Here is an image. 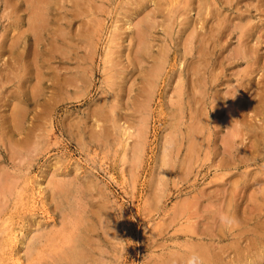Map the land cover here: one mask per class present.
Wrapping results in <instances>:
<instances>
[{"label": "rangeland", "instance_id": "rangeland-1", "mask_svg": "<svg viewBox=\"0 0 264 264\" xmlns=\"http://www.w3.org/2000/svg\"><path fill=\"white\" fill-rule=\"evenodd\" d=\"M51 1H56L60 5L58 7H56L55 9H52V10H49L48 12H46L45 18H46L47 23H46V21H44L43 24H41V26H39L40 29H38V30L35 29V31L34 30L30 31L31 28L27 27V18L29 17L30 13L27 9L24 8V5L19 4L15 8V10H10V7H8V8L4 7L5 6L4 0H0V121H1L0 122V134L2 136V138L0 136V139H1L0 141H2V142H0V154H1L0 155V163L2 164V165H0V170H1L0 174H2V172H3V174L0 175V180L3 179L2 182H4L6 180L10 181L12 179H16V180H13V182L11 181L12 185L13 184L14 185L11 187V189H10V191H8V193L6 191L5 192L2 191V194L4 193L3 194L4 196H2L0 194V196H1L0 197V207H1V209H0V223H1L0 224V246H1L0 247V264H17L19 259H21V261H23V256H21L20 252H22V250H23V247H22L23 244L22 243L24 242V238L21 237V235H22L21 222L24 219L28 223H34V219L31 218L30 216H35V219L42 218L47 223H50L51 225L55 226L56 224H60L63 221L66 213L67 214L71 213L73 216L79 217V221H78V225H79L78 228L80 229L79 235H86L87 236L86 241L80 244L81 246L85 245L89 249L92 248L93 252L96 251L95 256H99L101 251L104 253L106 248H107V250H106L107 253L105 252V255L102 253V257L100 258V259H103L102 260L103 262L106 259L107 260L104 263H102L100 261L101 264H105V263L106 264H143L147 259L148 251L146 249L150 248V245H151V248H155L156 242L161 241V238L158 236V238H156L154 241H151L150 243L147 242L148 240L146 237L150 235L149 232L155 230L154 228L157 225L156 222L160 221V219L162 221V219H164L165 217H166L165 219H167L168 213L171 212L172 207L175 205V203L177 201H179V199H181L184 196L182 194V191H185L186 189L188 190V188H190V182L193 179L192 177L196 176V171H197L196 169H199L197 176H196L197 179L199 180V184H201V182H206V180L208 181L211 178L212 170H208L206 167L202 166V167L194 169L185 178H180L178 176L179 175L178 171L171 170V169L167 170V167H168L167 166L166 169L164 170L165 174L163 175L165 177H161V179H160L161 184L156 186L157 176H155V175L156 174L158 175L159 169H157V168L161 165V163L159 161L160 156H161V152L164 148H168V145H169L168 141L170 140L169 138H171L172 134L175 133V132L170 133L171 123L172 122L174 123L175 119H180V120L183 119L182 121L187 123L189 121V119H188L189 113L187 114V116H185L181 112V110L178 109L177 104H174L177 106H174L173 104H171L172 102L168 97L171 95L173 100H175V97H174L173 93H171V91H169V90H171L169 88L170 86L168 84H166V82L162 81V83H161V80L159 81L161 84L159 85V83H158V85L155 88V90H156L154 93L155 98L151 102L150 106H148V108L146 109V112L138 111L137 107L135 106L134 102L137 101V99H139L141 97L139 95V94H141V77H140V73H137V70H134L132 72L131 67H129L130 64L125 57L126 54L128 53L127 48L130 47L129 36H127L125 34L126 32H129L128 29H125V25H126L125 22H126V19L128 17L127 9H130L129 7L132 6V2H134V0H123V2L125 4L122 2V0H98V1L97 0H94V1L93 0H85V1L84 0H74V1L73 0H51ZM61 1H63V2H61ZM101 1H102V3L99 4V2H101ZM193 1H194V5L190 4L191 7L196 6V4H197L196 0H193ZM121 2H122V4H121ZM96 3L99 5V7H97L98 5ZM150 3H152V2H150ZM150 3L148 2L147 6H150L151 5ZM70 5L72 7H69ZM66 7L67 8L69 7V8L67 9ZM89 7L92 9H89ZM118 7H119V9H118ZM73 9H74V11H73ZM2 10L5 12H3ZM79 10H81V12ZM83 10L86 12H84ZM223 10H226V9H223ZM7 11H10V12H7ZM19 11H21V12H19ZM60 11H61V13H60ZM186 11L187 12L184 13L183 16H185L187 14L186 15L187 17L191 16L190 17L191 19L193 17L192 20L196 19L195 9H193L191 11L189 9H186ZM100 12H102V13H100ZM115 12H117V13H115ZM58 14H60V15H58ZM93 15L95 18L94 17L91 18V16H93ZM24 16H25V18H24ZM58 16H60V17H58ZM82 16H83V18H82ZM61 17H63V20L61 19ZM65 17H66V19H65ZM74 17H75V19H73ZM12 18H13V20H11ZM53 19H55V20H53ZM67 19H68V21H67ZM75 20H76V22H75ZM90 21H92L93 23H90ZM197 21H196V24L199 25L201 23V20L198 21L199 24ZM58 22L60 23V25L58 24ZM45 23L50 25V26H48V25L43 26V25H46ZM66 23H68V24L66 25ZM62 25H65V27H64L65 30H63L64 28ZM21 26H23V29ZM83 26H84V28H83ZM81 27L84 31L81 29ZM77 28L79 29L80 32H78ZM103 28H104V30H103ZM156 28L157 29L154 30L155 31L154 34L157 36L158 40L155 39V42L158 44H159V42L163 43L164 45L167 44L166 46H168V48L170 49V51L172 53H174V49L177 53H179L182 49V46L177 45L176 41L179 40L178 36H181V34H179V32H178L179 31L178 28H181V25H179L177 23L174 24L173 29L170 31L169 35L165 34L164 31H162V29L160 28V26H158ZM51 29H52V31H51ZM122 29H123V31H122ZM201 29L202 28L197 26V30L200 33H203L204 29L203 30H201ZM23 30H25V32ZM72 30H74L75 33ZM20 31H23L24 34L22 33L19 37H17V35ZM38 31H39V33H38ZM59 31H60V33H59ZM93 31H94V35H93ZM120 32L124 33V34H121ZM11 33H13V34H11ZM52 33H53V35H52ZM68 33H70L71 35ZM84 33H86V35ZM33 34H35V36ZM79 34H81L82 36ZM91 34L94 37L93 36L91 37ZM158 34H160V36H158ZM68 35H69V37H68ZM75 35H77V36H75ZM78 35L80 36V38L78 37ZM83 35H85V36H83ZM13 36H14V38H12ZM43 36L45 37L44 39H43ZM72 36H74L76 39L73 38ZM170 36H172V37H170ZM88 38H90V39H88ZM92 38L93 39L95 38L94 41ZM40 39H41V41L42 40L43 41L41 42ZM172 39L173 40L175 39L176 43ZM69 41L71 42V44H69L70 43ZM36 42H39L40 44L36 43ZM55 42H56V44L58 43L57 45L59 47L55 44ZM235 42H236V38L232 37L231 45H233V43H235ZM118 43H119V45H118ZM171 43H172V45H171ZM73 44H75V46ZM106 44H108V45H106ZM111 44H113V46ZM51 45L54 47H52ZM71 46H72V48H71ZM77 46H79V47H77ZM117 46H118V48H117ZM45 47H47L49 50L46 49ZM55 47L56 48L58 47V49L61 50V51H58L59 54L57 53V50L55 49ZM88 47H92V48L88 49ZM35 48L38 50H36ZM54 49L56 52L54 51ZM176 49H178V50H176ZM74 50H75V53H74ZM92 50H93V52H92ZM31 51H33L35 53V56H34V53H32ZM114 51H120V52H122V55L117 56V55H115V53L112 54L111 52H114ZM217 52H218V49H216L215 53L217 54ZM259 52L264 54L263 53L264 52V41H262V43H261ZM88 55H89V57H91V60L88 57ZM215 56L216 55L212 56L213 60H214ZM109 57L111 59H113L112 60L113 62H115L114 60H116V58H117L118 61L115 62L116 64H119V66L116 65L117 68L115 66L111 67L112 63H111V61H109L110 60ZM15 58H16V60H15ZM53 59H55V60H53ZM83 59H85V60H83ZM107 59H109V60L107 61ZM90 62H91V65H89ZM21 63H23L24 66ZM65 63H66V65H65ZM11 64H12V66H11ZM47 64H49V65H47ZM67 64H69V65H67ZM108 64H109V66H108ZM124 65H125V68H124ZM240 65H242V66H240ZM240 65H239L240 67H243L245 65V62L243 61ZM77 66L80 67V69L77 68ZM56 68H57V70H54ZM63 68L65 70H63ZM35 69H37V70H35ZM66 69H67V71H66ZM100 69H101V71H100ZM90 70H91V72H90ZM125 70L128 72H126ZM14 71H16V73H14ZM36 71H38V72H36ZM85 71H87V72H85ZM135 72L137 75L135 74ZM4 73H6V74H4ZM28 73H29V75H28ZM56 73H58V74H56ZM83 73L85 76H88V77L84 76V78L87 79L86 80L87 83H89L87 85H90V86H88V88L86 85H84L86 82L83 83V81H81L82 83L81 82L80 83L82 86L78 82L81 80L79 78H80V75ZM127 73L128 74L130 73V74L128 75ZM37 74L39 75V77ZM111 74H113L114 77H112ZM116 74H117V76H116ZM19 76H20V78H19ZM106 76H107V78L105 79L104 77H106ZM121 76L123 77L122 80L124 78H126V80L121 82V78L119 79V77H121ZM125 76H127V77H125ZM132 76L134 78H132ZM66 77H68V78H66ZM102 77L105 80H103ZM37 78L39 80H37ZM12 79H14V80H12ZM2 80L5 82H2ZM38 81H39V84H38ZM113 81H115V84H117V86H115L113 84ZM32 82H34V84L36 85L37 88L34 86V84H32ZM110 82H112V83H110ZM116 82H118V83H116ZM7 83H9V84H7ZM43 84H45V85H43ZM109 84H110V86H109ZM118 84H120V85H118ZM23 85L25 88L26 87L27 88L25 89L23 87ZM39 85H40V87H39ZM42 85L44 86V89H43ZM63 85H65V86H63ZM111 85H112V87H111ZM129 85H131V86L133 85L132 86L133 89L131 88L133 92H131V90L126 89V87H129ZM164 85H165V87H164ZM101 86H102V88H100ZM167 86H169V87H167ZM30 87H31V89H30ZM108 87L111 89H108ZM113 87L116 89V91ZM119 88L122 89L123 91L122 90L120 91ZM163 88H166L167 90L163 89ZM18 89H20V90H18ZM35 90L37 91L36 93H34ZM103 90L105 91V93ZM40 91H45V92L42 93ZM85 91H87V93ZM112 91H114L115 93L117 92L116 94L118 96L117 95H114V96H115V98L119 99L118 103L115 106L112 107V104H110L111 102H109V101L104 102V103L100 102V100L103 99V97H106L108 100H109L111 95H112L111 97H113L114 92H112ZM126 91H127V93H126ZM18 92H20V94ZM31 92H32V94H30ZM109 92L111 95H109ZM102 93L104 95L106 94V96H104ZM37 94H39V95H37ZM73 94L76 96H74ZM248 94H249V92H248ZM7 95H8V98H7ZM127 95H128V97H130L128 100L126 99ZM13 96H14V98H13ZM23 96H24V98H23ZM32 96H35V97H32ZM134 97H136V98H134ZM162 97H164V99ZM17 98H18V100L19 99L20 100L17 101L16 100ZM61 98H63V100H61ZM124 98H125V101H124ZM28 100H30V101H28ZM16 102H17V104L18 103L19 104L17 105ZM47 102L49 104L46 105ZM10 103H12V104L14 103L15 107H14V105H12ZM44 103H45V105H44ZM164 103H166V105ZM227 103H229L228 100L224 101L223 104L227 105ZM41 104H43V105H41ZM20 106L22 108H20ZM43 106H45V107H43ZM46 106H48L49 109ZM98 106H100V107H98ZM116 106L117 107L121 106V107L117 108ZM110 107H112V108H110ZM221 107L223 109V112H225L224 111L225 106L222 105ZM45 108H47V109H45ZM168 108H169V110H168ZM17 109L21 110V112L23 113V114L21 113L22 119H21L20 124L17 127H12L11 126L13 124L12 116H13L14 112L17 111ZM122 109H124V111ZM25 110H28V111H25ZM125 110H127V111H125ZM129 110H131L132 113ZM147 110H148V112H147ZM37 111H38V113H37ZM48 111H50V112H48ZM135 111H137V112H135ZM86 112L89 115H86ZM174 112L175 113H182V114H181V116L179 114V117L176 118L175 117L176 114ZM141 113H142V115H141ZM148 113H150V114L148 115ZM145 114H147V117L149 118L148 119L149 120V122H148L149 127H148V132L146 135V145H145V150L143 152L144 154L142 155L141 161H139L135 165V163L130 162L132 160V154H131L130 147H129L130 143H131L130 141L133 142L134 137H131L130 139L129 138L124 139L123 134L121 133V130L118 126L119 125L123 126V124L125 123L124 126H128L127 128L129 130H134L135 125L139 122V119L141 117H143ZM46 115H48V116H46ZM101 115H102V117H101ZM109 115H111V116H109ZM172 115L174 116V118ZM79 116H80V118H79ZM90 116H91V118H90ZM139 116H141V117H139ZM170 116H172V117H170ZM100 117L102 119L101 121H100ZM113 117H115V118L113 119ZM133 117H135V118H133ZM98 118H99V120H98ZM211 118L213 119V115H211ZM75 119L78 121H76ZM10 120H12V121H10ZM48 121H49V123H48ZM79 121H80V123H79ZM93 121H95V122H93ZM168 121L170 123V126L167 123ZM8 122L9 123L11 122V123L9 124ZM76 122H78V123H76ZM88 122H89V124H88ZM116 122L119 124H117ZM40 123H42V124H40ZM116 124H117V126H116ZM183 125H182V127H180V129H182V130L179 129L180 131H184L185 123H183ZM98 126L101 129H99ZM111 126H112V128H111ZM34 127H35V129H34ZM17 128L19 129V131ZM54 130H55V132H54ZM160 130H162V131L160 132ZM112 131H114V132H112ZM76 132H77V135H76ZM162 132L164 135L162 134ZM167 132L170 134H168ZM221 132L222 131H220L219 134ZM115 133L117 136L115 135ZM37 137L42 138V141H43L42 148L43 149L41 148L38 155H36L35 157H31L25 153V149L28 147L27 145L28 144L30 145V143L33 142L32 140H35ZM79 137H81L82 139ZM162 137H164V138H162ZM32 138H34V139H32ZM88 138L90 139V141L88 140ZM99 138L101 139V141ZM94 139H95V141H94ZM162 141H165V145H164V142H162ZM83 142H85V143H83ZM8 143L11 145H9ZM167 143H168V145H167ZM24 145L26 146V148ZM124 145H125V147H124ZM9 148H11V149H9ZM3 149H5V150H3ZM81 149H82V151H81ZM158 149H159V151H158ZM7 150L9 152L12 150V152H14V155H16L15 153H17V155L19 154V156H15V158H14V155H13V157H11L12 155L10 156V154L12 152L9 153V152H7ZM7 155L12 159H10ZM20 155H22L23 158ZM201 155H203V154H201ZM54 156H56V157H54ZM55 158H57V159H55ZM156 158H157V160H156ZM1 159H2V161H1ZM25 159L27 160L28 163H26ZM121 159L123 162L121 161ZM8 161L10 162L9 164H8ZM155 161H156V163H155ZM11 162H13V163H11ZM128 162L130 164L131 163L132 164L127 165ZM71 163H72V165H71ZM123 164H124V166H123ZM155 164H156V166H155ZM8 165H9V167H11L10 168L11 170L9 169ZM14 165H15V167H14ZM28 165H29V167H28ZM43 166L45 167L46 170L44 169ZM126 166L128 167V169ZM3 167H4V169H3ZM56 167H57V169H56ZM131 168L135 171L133 172V170ZM200 168H202V169H200ZM7 169H9V171ZM14 169H16V170H14ZM19 169L21 171H19ZM153 170L155 171L154 172L155 174L153 173ZM169 170H170V172H169ZM129 171H131V172L129 173ZM156 171H157V173H156ZM5 172H7L9 176ZM15 172H17V174ZM52 172H54L55 175ZM12 173H14V174H12ZM130 174H131V176H130ZM5 175H7V176H5ZM47 175H49V176H47ZM61 175H63V176H61ZM152 176H154V177H152ZM47 177H48V180H50V181L54 180V181H52L50 183V181H48L46 179ZM149 177H151V178H149ZM170 177L171 178L173 177V178L171 179ZM17 178L21 179V180H17ZM179 178H180V180H179ZM56 180H57V183L60 184V186L58 185V187L56 186V183H55ZM189 180H191V181H189ZM47 181L50 183V185H49V183H47ZM174 181H175V184L173 183ZM53 182L55 184L54 186H53ZM162 182L164 184H162ZM153 183H155V184H153ZM184 183H186V184H184ZM46 184H47V186H46ZM37 185L41 186V190L37 189L38 188ZM93 185H95V187ZM174 185H175V187H174ZM62 186L66 189V192L62 191V189H61ZM179 187H181V191L178 193ZM68 188H70V189H68ZM86 188H87V190H86ZM157 188L158 189L160 188V191ZM36 189L38 191H36ZM51 189H53V190H51ZM97 189H99L101 192L98 190L99 191V193H98ZM163 189H165V190L163 191ZM21 190H22V192H21ZM49 190L52 192L51 194H50ZM89 190H90V192H87ZM170 190H171V192H170ZM75 191H77V192H75ZM175 191H176V193H175ZM10 192H12L13 195ZM157 192L160 195V196H158L159 200L154 202L153 195L150 196V194H152V193L155 194ZM23 193H25V194L22 195ZM75 193H76V195H75ZM90 194H92L93 196ZM49 195L51 197H49ZM106 196L108 198H106ZM8 197H10V199ZM100 197H105V198H100ZM56 198H58L59 200ZM147 198H150L148 200H150L151 202L147 201ZM7 199H8V201H7ZM42 199H44V200H42ZM49 199H50V201H48ZM110 199H112V201ZM56 201H57V203H55ZM159 201H161V202H159ZM6 202H8V203L6 205H4V203H6ZM146 202H148V203L145 204ZM99 203H101V204H99ZM106 203H108V204H106ZM151 203L152 204L155 203V204L152 205ZM72 204H74V205H72ZM79 204H81V205H79ZM95 205H96V207H95ZM100 205H102L103 207ZM3 207H5V209H3ZM12 207H13V209H12ZM77 208L80 210H83V211H80ZM123 208H124V210H123ZM151 208L154 210H152ZM158 208H160V209H158ZM161 208H162V210H161ZM102 209H103V211H102ZM52 211H55V212L53 213ZM164 211H166L165 214H161ZM50 212H52V213H50ZM83 214L84 215L86 214L87 216L86 215L84 216ZM103 216H105V218L109 222L110 228L104 227L103 221H100L103 219ZM119 216L121 217V219ZM62 217H63V219H62ZM82 217H84V218H82ZM58 218H61V219H58ZM109 218H111L112 220ZM56 219L58 221H56ZM2 220L5 221V222L3 221L4 224H3ZM84 220H86L87 222ZM82 221H83V223H82ZM89 221H91V223H89ZM92 221L95 222L96 224L95 223L93 224ZM85 223H88V224H85ZM85 225H86L88 231L86 229H84ZM150 226H152V228ZM172 227H174V226H171V225L168 226L167 230L172 231ZM82 228L84 230V233L82 232L83 231ZM147 229H148V231H147ZM6 231H8V232H6ZM89 232H92V233H89ZM106 232L110 233L111 236H109V234H107ZM87 234L89 235V237ZM24 235L25 236L27 235V230L25 231ZM112 235H115V236H112ZM89 238L90 239L92 238L91 241H89L90 240ZM142 238H144L145 240ZM101 239L103 242L101 241ZM15 241H17V242H15ZM21 241H23V242H21ZM120 243H123V244H120ZM132 243H133V245H132ZM5 245H6L5 249L1 250V248H4ZM97 247H100V248H98L99 250H97ZM101 247H105V248L103 249ZM143 248H146V249H143ZM100 249H101V251H100ZM97 252H98V254H97ZM114 252H115V255L117 254L116 257L114 255ZM19 253H20V255H18ZM110 253H112L114 255V257H111L113 255L112 254L110 255ZM123 255H124V257H123ZM141 259L143 260V262Z\"/></svg>", "mask_w": 264, "mask_h": 264}, {"label": "bare ground", "instance_id": "bare-ground-1", "mask_svg": "<svg viewBox=\"0 0 264 264\" xmlns=\"http://www.w3.org/2000/svg\"><path fill=\"white\" fill-rule=\"evenodd\" d=\"M74 1V0H73ZM85 1V0H84ZM94 1V0H93ZM98 1V0H97ZM96 1V2H97ZM196 6L193 0H134L130 9H127V19L125 29L129 32L125 34L129 36L130 47L127 48L128 53L126 59L129 62L132 72L137 70L141 77V94L140 98L135 101V106L138 111L146 112L148 106L154 100L156 86L163 82L168 84L173 93L175 100L170 95L168 98L171 104H177L181 112L187 116L189 121L186 123L180 119H175L174 123L167 122L170 126L172 134L168 148H162L160 163L157 168V185L161 184V177L167 167L171 170H176L180 178H185L194 169L206 167L212 170L211 178L206 182H201L197 179L199 169H196V176L192 177L190 188L182 191L184 195L172 207L168 213L167 219H160L156 222L155 230L149 232L147 242L154 241L158 236L161 241L156 242L155 248L146 249L148 251L147 259L143 264H164L168 257L175 258L178 264H182V257L186 254L185 249L192 245L198 250L202 264H264V54L260 53V46L264 41V0H196ZM63 2V1H61ZM79 2V1H78ZM109 2V1H108ZM123 2V0H122ZM121 2V4H122ZM129 2V1H128ZM148 2L150 6H147ZM5 8L10 7V10H15L19 4H23L24 8L30 13L27 18V27L31 30L40 29L39 26L46 21L45 15L49 10L55 9L60 4L51 0H4ZM70 3V2H69ZM99 2V4H101ZM115 3V2H114ZM124 3V2H123ZM196 3V2H195ZM3 4V3H2ZM80 4V3H79ZM87 4V3H86ZM97 4V3H96ZM111 4V3H110ZM125 4V3H124ZM123 4V5H124ZM78 5V4H77ZM94 5V4H93ZM98 5V4H97ZM107 5V4H106ZM115 5V4H114ZM120 5V4H119ZM96 6V5H95ZM101 6V5H100ZM122 6V5H121ZM120 6V7H121ZM64 7V6H63ZM69 7H72L71 5ZM68 7V8H69ZM99 7V5L97 6ZM112 7V6H111ZM123 7V6H122ZM62 8V7H61ZM67 8V7H66ZM67 8V9H68ZM114 8V7H113ZM89 9H92L89 7ZM101 9V8H100ZM119 9V7H118ZM186 9L190 11L195 9L196 19L184 15ZM226 9V10H223ZM9 10V9H8ZM94 10V9H93ZM103 10V9H102ZM229 12H228V11ZM3 11V10H2ZM65 11V10H64ZM68 11V10H67ZM74 11V9H73ZM77 11V10H76ZM81 12V10H79ZM84 11V10H83ZM110 11V10H109ZM119 11V10H118ZM126 11V10H125ZM5 12V11H3ZM10 12V11H7ZM21 12V11H19ZM66 12V11H65ZM86 12V11H84ZM88 12V11H87ZM91 12V11H90ZM227 12V13H226ZM26 13V12H25ZM61 13V11H60ZM67 13V12H66ZM65 13V14H66ZM93 13V12H92ZM95 13V12H94ZM97 13V12H96ZM102 13V12H100ZM117 13V12H115ZM125 13V12H124ZM12 14V13H11ZM10 14V15H11ZM64 14V13H63ZM73 14V13H72ZM9 15V14H8ZM60 15V14H58ZM69 15V14H68ZM91 15V14H90ZM102 15V14H101ZM126 15V16H127ZM189 15V14H188ZM194 15V14H193ZM48 16V15H47ZM74 16V15H73ZM77 16V15H76ZM96 16V15H95ZM99 16V15H98ZM182 16V17H181ZM14 17V16H13ZM16 17V16H15ZM60 17V16H58ZM86 17V16H85ZM91 16V18H93ZM101 17V16H100ZM7 18V17H6ZM19 18V17H18ZM25 18V16H24ZM55 18V17H54ZM68 18V17H67ZM83 18V16H82ZM95 18V17H94ZM97 18V17H96ZM99 18V17H98ZM158 18V19H157ZM51 19V18H50ZM63 20V17H61ZM66 19V17H65ZM71 19V18H70ZM75 19V17L73 18ZM101 19V18H100ZM99 19V20H100ZM13 20V18L11 19ZM55 20V19H53ZM95 20V19H94ZM102 20V19H101ZM201 20L199 24L198 21ZM24 21V20H23ZM49 21V20H48ZM68 21V19H67ZM84 21V20H83ZM196 21L199 25L196 24ZM62 22V21H61ZM70 22V21H69ZM68 22V23H69ZM72 22V21H71ZM76 22V20H75ZM89 22V21H88ZM47 23V21H46ZM45 23V24H46ZM51 23V22H50ZM66 23V25L68 24ZM90 23H93L90 21ZM103 23V22H102ZM108 23V22H107ZM181 25L178 28L179 40L175 42L181 45L182 49L177 53L170 51L168 46L163 43H156L157 36L154 34L158 26L169 35L174 24ZM52 24V23H51ZM60 25V23L58 22ZM62 24V23H61ZM64 24V23H63ZM76 24V23H75ZM78 24V23H77ZM43 25V26H47ZM86 25V24H85ZM100 25V24H99ZM102 25V24H101ZM115 25V24H114ZM50 26V25H48ZM63 28L65 25H62ZM78 26V25H77ZM80 26V25H79ZM82 26V25H81ZM197 26L204 29L203 33L197 30ZM23 29V26H21ZM54 27V26H53ZM179 27V26H178ZM13 28V27H12ZM61 28V27H60ZM80 28V27H79ZM84 28V26H83ZM86 28V27H85ZM90 28V27H89ZM101 28V27H100ZM177 28V27H176ZM21 29V30H22ZM27 29V28H26ZM43 29V28H42ZM55 29V28H54ZM62 29V28H61ZM67 29V28H66ZM70 29V28H69ZM78 29V28H77ZM82 29V27H81ZM80 29V30H81ZM92 29V28H91ZM109 29V28H108ZM29 30V29H28ZM48 30V29H47ZM46 30V31H47ZM65 30V28L63 29ZM68 30V29H67ZM83 30V29H82ZM81 30V31H82ZM88 30V29H87ZM95 30V29H94ZM104 30V28H103ZM25 32V30H23ZM23 31L17 35L19 37ZM33 31V32H34ZM52 31V29H51ZM74 33L75 31L72 30ZM77 31V30H76ZM84 31V30H83ZM96 31V30H95ZM101 31V30H100ZM123 31V29H122ZM12 32V31H11ZM16 32V31H15ZM27 32V31H26ZM78 32L79 29H78ZM89 32V31H88ZM108 32V31H107ZM39 33V31H38ZM60 33V31H59ZM58 33V34H59ZM63 33V32H62ZM61 33V34H62ZM71 33V32H70ZM68 33V34H70ZM87 33V32H86ZM86 33H84L86 35ZM100 33V32H99ZM118 33V32H117ZM121 33V32H120ZM163 33V34H164ZM176 33V32H175ZM13 34V33H11ZM24 34V33H23ZM42 34V33H41ZM65 34V33H64ZM89 34V33H88ZM97 34V33H96ZM124 34V33H121ZM174 34V33H173ZM35 36V34H33ZM49 35V34H48ZM53 35V33H52ZM71 35V34H70ZM73 35V34H72ZM81 35V34H79ZM78 37L80 38V36ZM83 35V36H85ZM94 35V31H93ZM91 34V37L93 36ZM104 35V34H103ZM108 35V34H107ZM106 35V36H107ZM115 35V34H114ZM113 35V36H114ZM15 36V35H14ZM14 36L12 38H14ZM30 36V35H29ZM37 36V35H36ZM42 36V35H41ZM47 36V35H46ZM56 36V35H55ZM77 36V35H75ZM82 36V35H81ZM89 36V35H88ZM96 36V35H95ZM160 36V34H158ZM52 37V36H51ZM67 37V36H66ZM69 37V35H68ZM75 38L74 36H72ZM90 37V36H89ZM94 37V36H93ZM98 37V36H97ZM101 37V36H100ZM172 37V36H170ZM176 37V36H175ZM174 37V38H175ZM232 37L236 38V42L231 45ZM16 38V37H15ZM39 38V37H38ZM37 38V39H38ZM45 37L43 36V39ZM58 38V37H57ZM86 38V37H85ZM106 38V37H105ZM177 38V39H178ZM53 39V38H52ZM51 39V40H52ZM55 39V38H54ZM66 39V38H65ZM71 39V38H70ZM76 39V38H75ZM90 39V38H88ZM93 39V38H92ZM95 39V38H94ZM93 39V41H94ZM123 39V38H122ZM18 40V39H17ZM23 40V39H22ZM82 40V39H81ZM98 40V39H97ZM108 40V39H107ZM158 40V39H157ZM11 41V40H10ZM31 41V40H30ZM29 41V42H30ZM41 41V39H40ZM43 41V40H42ZM41 41V42H42ZM63 41V40H62ZM67 41V40H66ZM78 41V40H77ZM80 41V40H79ZM89 41V40H88ZM172 41V42H173ZM46 42V41H45ZM50 42V41H49ZM59 42V41H58ZM70 42V41H69ZM76 42V41H75ZM98 42V41H97ZM110 42V41H109ZM171 42V41H170ZM173 42V43H174ZM16 43V42H15ZM26 43V42H25ZM39 43V42H36ZM35 43V44H36ZM63 43V42H62ZM73 43V42H72ZM80 43V42H79ZM78 43V44H79ZM84 43V42H83ZM89 43V42H88ZM96 43V42H95ZM94 43V44H95ZM101 43V42H100ZM174 43V44H175ZM12 44V43H11ZM31 44V43H30ZM40 44V43H39ZM56 44V42H55ZM54 44V45H55ZM58 44V43H57ZM56 44V45H57ZM60 44V43H59ZM71 44V42L69 43ZM90 44V43H89ZM103 44V43H102ZM110 44V43H109ZM43 45V44H42ZM49 45V44H48ZM75 46V44H73ZM84 45V44H83ZM108 45V44H106ZM113 46V44H111ZM110 45V46H111ZM119 45V43H118ZM172 45V43H171ZM16 46V45H15ZM25 46V45H24ZM34 46V45H33ZM47 46V45H46ZM52 46V45H51ZM58 46V45H57ZM80 46V45H79ZM77 46V47H79ZM89 46V45H88ZM91 46V45H90ZM93 46V45H92ZM103 46V45H102ZM174 46V45H173ZM176 46V45H175ZM7 47V46H6ZM12 47V46H11ZM54 47V46H52ZM59 47V46H58ZM58 51H61L58 49ZM81 47V46H80ZM94 47V46H93ZM105 47V46H104ZM115 47V46H114ZM178 47V46H177ZM176 47V48H177ZM180 47V46H179ZM31 48V47H30ZM38 48V47H37ZM48 49L47 47H45ZM69 48V47H68ZM72 48V46H71ZM92 47H88L90 49ZM112 48V47H111ZM118 48V46H117ZM174 48V47H173ZM8 49V48H7ZM12 49V48H11ZM10 49V50H11ZM36 49V48H35ZM54 49V51H55ZM83 49V48H82ZM155 49V50H154ZM218 49L217 54L215 53ZM13 50V49H12ZM38 50V49H36ZM49 50V49H48ZM84 50V49H83ZM94 50V49H93ZM92 50V52H93ZM104 50V49H103ZM178 50V49H176ZM263 50V49H262ZM52 51V50H51ZM65 51V50H64ZM67 51V50H66ZM70 51V50H69ZM88 51V50H87ZM126 51V52H127ZM5 52V51H4ZM8 52V51H7ZM34 53L33 51H31ZM40 52V51H39ZM56 52V51H55ZM89 52V51H88ZM104 52V51H103ZM17 53V52H16ZM56 53V54H57ZM64 53V52H63ZM70 53V52H69ZM72 53V52H71ZM75 53V50H74ZM86 53V52H85ZM106 53V52H105ZM115 55H122L120 51L111 52ZM110 53V54H111ZM117 53V54H116ZM264 53V52H263ZM22 54V53H21ZM26 54V53H25ZM53 54V53H52ZM59 54V53H58ZM65 54V53H64ZM111 54V55H112ZM124 54V55H125ZM51 55V54H50ZM216 55L214 60L212 56ZM35 56V53H34ZM73 56V55H72ZM100 56V55H99ZM104 56V55H103ZM108 56V55H107ZM5 57V56H4ZM18 57V56H17ZM57 57V56H56ZM63 57V56H62ZM76 57V56H75ZM82 57V56H81ZM89 57V55H88ZM105 57V56H104ZM113 57V56H112ZM3 58V57H2ZM29 58V57H28ZM58 58V57H57ZM91 60V57H89ZM107 58V57H106ZM110 58V57H109ZM35 59V58H34ZM46 59V58H45ZM44 59V60H45ZM49 59V58H48ZM56 59V58H55ZM53 59V60H55ZM115 59V58H114ZM121 59V58H120ZM16 60V58H15ZM20 60V59H19ZM77 60V59H76ZM82 60V59H81ZM85 60V59H83ZM88 60V59H87ZM102 60V59H101ZM109 59H107L108 61ZM111 67L119 66L112 61ZM24 61V60H23ZM61 61V60H60ZM65 61V60H64ZM70 61V60H69ZM121 61V60H120ZM245 62L243 67H240L242 62ZM18 62V61H17ZM81 62V61H80ZM106 62V61H105ZM6 63V62H5ZM26 63V62H25ZM48 63V62H47ZM74 63V62H73ZM110 63V62H109ZM122 63V62H121ZM125 63V62H124ZM16 64V63H15ZM19 64V63H18ZM23 65V63H21ZM36 64V63H35ZM75 64V63H74ZM86 64V63H85ZM4 65V64H3ZM30 65V64H29ZM49 65V64H47ZM56 65V64H55ZM54 65V66H55ZM64 65V64H63ZM66 65V63H65ZM69 65V64H67ZM71 65V64H70ZM91 65V62L90 64ZM240 65V66H239ZM12 66V64H11ZM18 66V65H17ZM20 66V65H19ZM24 66V65H23ZM31 66V65H30ZM36 66V65H35ZM79 66V65H78ZM80 69V67H78ZM109 66V64H108ZM123 66V65H122ZM9 67V66H8ZM33 67V66H32ZM31 67V68H32ZM58 67V66H57ZM66 67V66H65ZM69 67V66H68ZM83 67V66H82ZM128 67V68H129ZM239 67V68H238ZM19 68V67H18ZM17 68V69H18ZM40 68V67H39ZM61 68V67H60ZM76 68V67H75ZM85 68V67H84ZM83 68V69H84ZM91 68V67H90ZM117 68V67H116ZM125 68V65H124ZM6 69V68H5ZM27 69V68H26ZM47 69V68H46ZM71 69V68H70ZM86 69V68H85ZM109 69V68H108ZM111 69V68H110ZM115 69V68H114ZM8 70V69H7ZM37 70V69H35ZM43 70V69H42ZM54 70H57L54 69ZM63 70H65L63 68ZM72 70V69H71ZM120 70V69H119ZM123 70V69H122ZM129 70V69H128ZM2 71V70H1ZM18 71V70H17ZM25 71V70H24ZM40 71V70H39ZM62 71V70H61ZM67 71V69H66ZM101 71V69H100ZM117 71V70H116ZM126 71V70H125ZM38 72V71H36ZM63 72V71H62ZM65 72V71H64ZM74 72V71H73ZM80 72V71H79ZM87 72V71H85ZM89 72V71H88ZM91 72V70H90ZM93 72V71H92ZM128 72V71H126ZM16 73V71H14ZM19 73V72H18ZM68 73V72H67ZM104 73V72H103ZM113 73V72H112ZM122 73V72H121ZM124 73V72H123ZM2 74V73H1ZM6 74V73H4ZM22 74V73H21ZM25 74V73H24ZM35 74V73H34ZM58 74V73H56ZM64 74V73H63ZM86 74V73H85ZM102 74V73H101ZM108 74V73H107ZM106 74V75H107ZM115 74V73H114ZM128 74V73H127ZM130 74V73H129ZM128 74V75H129ZM134 74V73H133ZM136 74V72H135ZM13 75V74H12ZM16 75V74H15ZM26 75V74H25ZM29 75V73H28ZM38 75V74H37ZM67 75V74H66ZM70 75V74H69ZM68 75V76H69ZM93 75V74H92ZM112 77L113 74H111ZM125 75V74H124ZM137 75V74H136ZM4 76V75H3ZM14 76V75H13ZM23 76V75H22ZM36 76V75H35ZM44 76V75H43ZM47 76V75H46ZM76 76V75H75ZM84 73L80 75L78 81L86 82ZM99 76V75H98ZM109 76V75H108ZM117 76V74H116ZM119 76V75H118ZM123 76V75H122ZM121 82L126 80L123 77ZM37 77V76H36ZM39 77V75H38ZM41 77V76H40ZM70 77V76H69ZM88 77V76H85ZM127 77V76H125ZM129 77V76H128ZM8 78V77H7ZM20 78V76H19ZM68 78V77H66ZM100 78V77H99ZM105 79L107 78L104 77ZM117 78V77H116ZM132 78H134L132 76ZM131 78V79H132ZM234 80H233V79ZM16 79V78H15ZM59 79V78H58ZM70 79V78H69ZM89 79V78H88ZM96 79V78H95ZM103 79V77H102ZM103 79V80H105ZM118 79V78H117ZM14 80V79H12ZM33 80V79H32ZM37 80H39L37 78ZM74 80V79H73ZM91 80V79H90ZM113 80V79H112ZM130 80V79H129ZM136 80V79H135ZM161 80V83L159 82ZM11 81V80H10ZM28 81V80H27ZM102 81V80H101ZM132 81V80H131ZM2 82H5L2 80ZM8 82V81H7ZM62 82V81H61ZM92 82V81H91ZM90 82V83H91ZM105 82V81H104ZM128 82V81H127ZM28 83V82H27ZM30 83V82H29ZM70 83V82H69ZM77 83V82H76ZM82 83V82H81ZM80 83V85H81ZM106 83V82H105ZM112 83V82H110ZM118 83V82H116ZM132 83V82H131ZM9 84V83H7ZM14 84V83H13ZM24 84V83H23ZM34 84V82H32ZM39 84V81H38ZM42 84V83H41ZM68 84V83H67ZM71 84V83H70ZM92 84V83H91ZM115 84V81H113ZM128 84V83H127ZM165 84V85H166ZM2 85V84H1ZM15 85V84H14ZM22 85V84H21ZM20 85V86H21ZM45 85V84H43ZM42 85V86H43ZM108 85V84H107ZM120 85V84H118ZM164 85V87H165ZM17 86V85H16ZM19 86V85H18ZM26 86V85H25ZM31 86V85H30ZM36 87V85L34 84ZM65 86V85H63ZM82 86V85H81ZM103 86V85H102ZM102 86L100 88H102ZM110 86V84H109ZM114 86V87H115ZM133 86V85H132ZM132 86L126 89L132 91ZM15 87V86H14ZM24 87V85H23ZM40 87V85H39ZM62 87V86H61ZM98 87V86H97ZM107 87V86H106ZM112 87V85H111ZM113 87V88H114ZM140 87V86H139ZM159 87V86H158ZM157 87V88H158ZM166 87V88H167ZM21 88V87H20ZM25 88V87H24ZM27 88V87H26ZM25 88V89H26ZM37 88V87H36ZM42 88V87H41ZM46 88V87H45ZM63 88V87H62ZM83 88V87H82ZM86 88V87H85ZM104 88V87H103ZM112 88V89H113ZM132 88V89H131ZM163 88V89H166ZM16 89V88H15ZM31 89V87H30ZM44 89V86H43ZM42 89V90H43ZM61 89V88H60ZM66 89V88H65ZM98 89V88H97ZM96 89V90H97ZM108 89H111L108 87ZM115 89V88H114ZM120 89V88H119ZM13 90V89H12ZM11 90V91H12ZM20 90V89H18ZM86 90V89H85ZM89 90V89H88ZM122 89H120L121 91ZM167 90V89H166ZM17 91V90H16ZM78 91V90H77ZM104 91V90H103ZM116 91V89H115ZM118 91V90H117ZM123 91V90H122ZM158 91V90H157ZM27 92V91H26ZM37 91L35 90L34 93ZM45 92V91H40ZM39 92V93H40ZM62 92V91H61ZM87 93V91H85ZM91 92V91H90ZM111 92V91H110ZM109 92V95H111ZM114 92V91H112ZM249 92V94H248ZM20 94V92H18ZM82 93V92H81ZM105 93V91H104ZM107 93V92H106ZM117 93V92H116ZM110 96L109 100L106 97L100 102H111L112 107L115 106L119 99ZM120 93V92H119ZM127 93V91H126ZM129 93V92H128ZM32 94V92L30 93ZM45 94V93H44ZM56 94V93H55ZM61 94V93H60ZM103 94V93H102ZM121 94V93H120ZM132 94V93H131ZM248 94V95H247ZM28 95V94H27ZM39 95V94H37ZM46 95V94H45ZM74 95V94H73ZM83 95V94H82ZM98 95V94H97ZM104 95V94H103ZM134 95V94H133ZM42 96V95H41ZM40 96V97H41ZM76 96V95H74ZM106 96V94L104 95ZM118 96V95H117ZM166 96V95H165ZM35 97V96H32ZM43 97V96H42ZM121 97V96H120ZM126 97V96H125ZM133 97V96H132ZM173 97V98H174ZM8 98V95H7ZM14 98V96H13ZM22 98V97H21ZM24 98V96H23ZM130 97H126L128 100ZM136 98V97H134ZM164 99V97H162ZM35 99V98H34ZM38 99V98H37ZM54 99V98H53ZM157 99V98H156ZM13 100V99H12ZM17 101L18 98L16 99ZM63 100V98H61ZM70 100V99H69ZM77 100V99H76ZM135 100V99H134ZM229 103L224 105V101ZM26 101V100H25ZM30 101V100H28ZM75 101V100H74ZM93 101V100H92ZM125 101V98H124ZM123 101V102H124ZM34 102V101H33ZM78 102V101H77ZM162 102V101H161ZM75 103V102H74ZM126 103V102H125ZM12 104V103H10ZM17 104V102H16ZM19 104V103H18ZM17 104V105H18ZM25 104V103H24ZM23 104V105H24ZM35 104V103H34ZM49 104L48 102L46 105ZM154 104V103H153ZM166 105V103H164ZM163 104V105H164ZM14 105V103L12 104ZM22 105V106H23ZM43 105V104H41ZM45 105V103H44ZM96 105V104H95ZM126 105V104H125ZM224 107V111L221 106ZM26 106V105H25ZM39 106V105H38ZM92 106V105H91ZM127 106V105H126ZM11 107V106H10ZM9 107V108H10ZM15 107V105H14ZM18 107V106H17ZM34 107V106H33ZM45 107V106H43ZM48 109L49 107L46 106ZM100 107V106H98ZM110 107V108H112ZM117 107V106H116ZM121 106H118L119 108ZM169 107V106H168ZM20 108H22L20 106ZM26 108V107H25ZM31 108V107H30ZM45 108V109H47ZM93 108V107H92ZM109 108V107H108ZM116 108V109H117ZM150 108V107H149ZM166 108V107H165ZM13 109V108H12ZM29 109V108H28ZM39 109V108H38ZM52 109V108H51ZM14 110V109H13ZM101 110V109H100ZM118 110V109H117ZM124 111V109H122ZM169 110V108H168ZM28 111V110H25ZM36 111V110H35ZM51 111V110H50ZM48 111V112H50ZM87 111V110H86ZM97 111V110H96ZM127 111V110H125ZM131 111V110H129ZM177 111V110H176ZM9 112V111H8ZM45 112V111H44ZM52 112V111H51ZM74 112V111H73ZM85 112V111H84ZM103 112V111H102ZM105 112V111H104ZM122 112V111H121ZM137 112V111H135ZM148 112V110H147ZM168 112V111H167ZM21 110L14 112L12 119V127H17L22 119ZM38 113V111H37ZM97 113V112H96ZM132 113V111H131ZM134 113V112H133ZM175 113V112H174ZM182 113H175L176 118ZM150 113H148L149 115ZM3 115V114H2ZM10 115V114H9ZM45 115V114H44ZM86 115L87 114L86 112ZM107 115V114H106ZM105 115V116H106ZM114 115V114H113ZM122 115V114H121ZM142 115V113H141ZM172 115V116H173ZM213 115V119L211 118ZM48 116V115H46ZM82 116V115H81ZM85 116V115H84ZM111 116V115H109ZM116 116V115H115ZM170 116V117H172ZM173 116V118H174ZM51 117V116H50ZM78 117V116H77ZM87 117V116H86ZM102 117V115H101ZM100 117V121L102 120ZM107 117V116H106ZM137 117V116H136ZM141 117V116H139ZM167 117V116H166ZM26 118V117H25ZM80 118V116H79ZM85 118V117H84ZM91 118V116H90ZM93 118V117H92ZM115 117H113L114 119ZM117 118V117H116ZM135 118V117H133ZM156 118V117H155ZM187 118V117H186ZM48 119V118H47ZM147 114L139 119L134 130H129L128 126H118L123 134L124 139L134 137V141H130V151L132 160L130 162L135 165L141 161L146 145V135L148 132ZM152 119V118H151ZM159 119V118H158ZM169 119V118H168ZM76 120V119H75ZM84 120V119H83ZM88 120V119H87ZM90 120V119H89ZM99 120V118H98ZM116 120V119H115ZM131 120V119H130ZM173 120V119H172ZM12 121V120H10ZM23 121V120H22ZM78 121V120H76ZM105 121V120H104ZM121 121V120H120ZM119 121V122H120ZM186 121V120H185ZM1 122V121H0ZM25 122V121H24ZM74 122V121H73ZM72 122V123H73ZM90 122V121H89ZM88 122V124H89ZM92 122V121H91ZM95 122V121H93ZM153 122V121H152ZM9 123V122H8ZM7 123V124H8ZM11 123V122H10ZM9 123V124H10ZM49 123V121H48ZM51 123V122H50ZM78 123V122H76ZM80 123V121H79ZM117 123V122H116ZM136 123V122H135ZM185 123L184 131H180ZM42 124V123H40ZM61 124V123H60ZM93 124V123H92ZM119 124V123H117ZM116 124V126H117ZM2 125V124H1ZM109 125V124H108ZM107 125V126H108ZM167 125V124H166ZM45 126V125H44ZM71 126V125H70ZM91 126V125H90ZM114 126V125H113ZM184 126V125H183ZM6 127V126H5ZM36 127V126H35ZM34 127V129H35ZM85 127V126H84ZM110 127V126H109ZM178 127V128H177ZM27 128V127H26ZM37 128V127H36ZM92 128V127H91ZM99 128V126H98ZM112 128V126H111ZM169 128V127H168ZM18 129V128H17ZM24 129V128H23ZM31 129V128H30ZM96 129V128H95ZM101 129V128H99ZM164 129V128H163ZM180 129V130H179ZM4 130V129H3ZM10 130V129H9ZM16 130V129H15ZM53 130V129H52ZM81 130V129H80ZM114 130V129H113ZM19 131V129H18ZM107 131V130H106ZM162 130H160L161 132ZM222 131L220 134L219 132ZM49 132V131H48ZM55 132V130H54ZM93 132V131H92ZM91 132V133H92ZM110 132V131H109ZM114 132V131H112ZM7 133V132H6ZM47 133V132H46ZM52 133V132H51ZM168 133V132H167ZM166 133V134H167ZM168 133V134H170ZM5 134V133H4ZM3 134V135H4ZM8 134V133H7ZM82 134V133H81ZM161 134V133H160ZM163 134V132H162ZM165 134V135H166ZM37 135V134H36ZM52 135V134H51ZM77 135V132H76ZM99 135V134H98ZM105 135V134H104ZM116 135V133H115ZM164 135V134H163ZM162 135V136H163ZM1 136V134H0ZM5 136V135H4ZM30 136V135H29ZM38 136V135H37ZM101 136V135H100ZM117 136V135H116ZM32 137V136H31ZM58 137V136H57ZM2 138V136H1ZM81 138V137H79ZM90 138V137H89ZM88 140L90 141V139ZM164 138V137H162ZM168 138V137H167ZM166 138V139H167ZM6 139V138H5ZM34 139V138H32ZM58 139V138H57ZM82 139V138H81ZM100 139V138H99ZM160 139V138H159ZM1 140V139H0ZM7 140V139H6ZM113 140V139H112ZM120 140V139H119ZM163 140V139H162ZM34 141V140H32ZM31 141V142H32ZM95 141V139H94ZM101 141V139H100ZM99 141V142H100ZM127 141V140H126ZM2 142V141H0ZM43 142V141H42ZM50 142V141H49ZM103 142V141H102ZM107 142V141H106ZM159 142V141H158ZM164 142L165 145V141ZM33 143V142H32ZM30 143V144H32ZM85 143V142H83ZM161 143V142H160ZM9 144V143H8ZM126 144V143H125ZM148 144V143H147ZM2 145V144H1ZM6 145V144H5ZM11 145V144H9ZM88 145V144H87ZM127 145V144H126ZM149 145V144H148ZM19 146V145H18ZM25 146V145H24ZM23 146V147H24ZM29 146V144L27 145ZM158 146V145H157ZM17 147V146H16ZM22 147V148H23ZM125 147V145H124ZM26 148V146H25ZM2 149V148H1ZM7 149V148H6ZM11 149V148H9ZM24 149V148H23ZM43 149V148H42ZM86 149V148H85ZM149 149V148H148ZM151 149V148H150ZM5 150V149H3ZM16 150V149H15ZM75 150V149H74ZM155 150V149H154ZM17 151V150H16ZM15 151V152H16ZM82 151V149H81ZM157 151V150H156ZM159 151V149H158ZM4 152V151H3ZM7 152H9L7 150ZM12 152V150L10 151ZM9 152V153H10ZM5 153V152H4ZM8 153V154H9ZM13 153V154H12ZM10 154L13 157L14 152ZM19 153V152H18ZM157 153V152H156ZM160 153V152H159ZM15 156L17 153H15ZM24 154V153H23ZM130 154V153H129ZM146 154V153H145ZM203 154V155H201ZM1 155V154H0ZM8 156V155H7ZM22 156V155H20ZM28 156V155H27ZM156 156V155H155ZM182 156V157H181ZM9 157V156H8ZM56 157V156H54ZM59 157V156H58ZM123 157V156H122ZM126 157V156H125ZM128 157V156H127ZM157 157V156H156ZM10 158V157H9ZM21 158V157H20ZM23 158V156H22ZM21 158V159H22ZM129 158V157H128ZM158 158V157H157ZM156 158V160H157ZM12 159V158H10ZM19 159V158H18ZM57 159V158H55ZM125 159V158H124ZM14 160V159H13ZM26 160V159H25ZM72 160V159H71ZM155 160V159H154ZM2 161V159H1ZM15 161V160H14ZM20 161V160H19ZM18 161V162H19ZM57 161V160H56ZM55 161V162H56ZM101 161V160H100ZM122 161V159H121ZM123 162V161H122ZM4 163V162H3ZM10 162L8 161V164ZM13 163V162H11ZM16 163V162H15ZM20 163V162H19ZM26 163L27 160H26ZM121 163V162H120ZM156 163V161H155ZM5 164V163H4ZM55 164V163H54ZM59 164V163H58ZM127 164V163H126ZM132 164V163H131ZM129 162L127 165H131ZM0 165H2L0 163ZM44 165V164H43ZM46 165V164H45ZM56 165V164H55ZM72 165V163H71ZM134 165V166H135ZM12 166V165H11ZM20 166V165H19ZM76 166V165H75ZM116 166V165H115ZM124 166V164H123ZM141 166V165H140ZM156 166V164H155ZM9 167V165H8ZM15 167V165H14ZM13 167V168H14ZM18 167V166H17ZM29 167V165H28ZM27 167V168H28ZM44 167V166H43ZM48 167V166H47ZM55 167V166H54ZM73 167V166H72ZM127 167V166H126ZM131 167V166H130ZM2 168V167H1ZM6 168V167H5ZM11 167H9L10 169ZM75 168V167H74ZM107 168V167H106ZM133 168V167H132ZM131 168V169H132ZM153 168V167H152ZM4 169V167H3ZM9 169H7L9 171ZM17 169V168H16ZM14 169V170H16ZM45 169V167H44ZM55 169V168H54ZM53 169V170H54ZM57 169V167H56ZM128 169V167H127ZM130 169V168H129ZM202 169V168H200ZM6 170V169H5ZM11 170V169H10ZM46 170V169H45ZM133 170V169H132ZM140 170V169H139ZM1 171V170H0ZM7 171V172H8ZM19 171H21L19 169ZM60 171V170H59ZM105 171V170H104ZM135 170H133L134 172ZM175 171V172H176ZM5 172V173H7ZM51 172V171H50ZM131 171H129L130 173ZM139 172V171H138ZM155 171L153 170V173ZM170 172V170H169ZM174 172V171H173ZM17 174V172H15ZM23 173V172H22ZM21 173V174H22ZM54 174V172H52ZM128 173V174H129ZM152 173V172H151ZM152 173V174H153ZM157 173V171H156ZM195 173V172H194ZM202 173V172H201ZM209 173V172H208ZM3 174V172H2ZM0 174V175H2ZM14 174V173H12ZM24 174V173H23ZM22 174V175H23ZM44 174V173H43ZM52 174V175H53ZM84 174V173H83ZM155 174V173H154ZM153 174V175H154ZM168 174V173H167ZM193 174V173H192ZM206 174V173H205ZM8 175V173H7ZM5 175V176H7ZM11 175V174H10ZM50 175V174H49ZM47 175V176H49ZM55 175V174H54ZM53 175V176H54ZM135 175V174H134ZM133 175V176H134ZM173 175V174H172ZM201 175V174H200ZM204 175V174H203ZM9 176V175H8ZM63 176V175H61ZM67 176V175H66ZM129 176V175H128ZM131 176V174H130ZM151 176V175H150ZM177 176V175H176ZM16 177V176H15ZM20 177V176H19ZM52 177V176H51ZM71 177V176H70ZM124 177V176H123ZM154 177V176H152ZM167 177V176H166ZM2 178V177H1ZM58 178V177H57ZM151 178V177H149ZM148 178V179H149ZM171 178V177H170ZM173 178V177H172ZM171 178V179H172ZM179 178V180H180ZM190 178V177H189ZM5 179V178H4ZM7 179V178H6ZM48 180V177L46 178ZM45 179V180H46ZM98 179V178H97ZM133 179V178H132ZM131 179V180H132ZM168 179V178H167ZM166 179V180H167ZM178 179V178H177ZM202 179V178H201ZM200 179V180H201ZM3 180V179H2ZM0 180V194L10 191L11 181ZM17 180H21L18 179ZM130 180V179H129ZM169 180V179H168ZM184 180V179H183ZM50 181V180H48ZM47 181V183H49ZM54 181L51 180L50 183ZM79 181V180H78ZM93 181V180H92ZM124 181V180H123ZM127 181V180H126ZM163 181V180H162ZM165 181V180H164ZM182 181V180H181ZM15 182V181H14ZM19 182V181H18ZM60 182V181H59ZM85 182V181H84ZM129 182V181H128ZM133 182V181H132ZM184 182V181H183ZM30 183V182H29ZM49 183V185H50ZM56 186H60L56 180ZM64 183V182H63ZM66 183V182H65ZM70 183V182H69ZM89 183V182H88ZM134 183V182H133ZM150 183V182H149ZM175 184V181L173 182ZM178 183V182H177ZM188 183V182H187ZM17 184V183H16ZM74 184V183H73ZM81 184V183H80ZM96 184V183H95ZM151 184V183H150ZM155 184V183H153ZM162 184H164L162 182ZM166 184V183H165ZM179 184V183H178ZM186 184V183H184ZM30 185V184H29ZM42 185V184H41ZM53 182V186H54ZM90 185V184H89ZM88 185V186H89ZM98 185V184H97ZM26 186V185H25ZM38 186V185H37ZM43 186V185H42ZM47 186V184H46ZM74 186V185H73ZM95 187V185H93ZM102 186V185H101ZM126 186V185H125ZM124 186V187H125ZM131 186V185H130ZM155 186V187H156ZM177 186V185H176ZM184 186V185H183ZM182 186V187H183ZM45 187V186H44ZM79 187V186H78ZM175 187V185H174ZM76 188V187H75ZM82 188V187H81ZM17 189V188H16ZM41 190V186H38ZM36 189V191H38ZM63 192L66 189L61 187ZM70 189V188H68ZM83 189V188H82ZM89 189V188H88ZM129 189V188H128ZM127 189V190H128ZM158 189V188H157ZM168 189V188H167ZM43 190V189H42ZM53 190V189H51ZM65 190V191H64ZM87 190V188H86ZM99 189H97V192ZM103 190V189H102ZM155 190V189H154ZM160 191V188L158 189ZM165 189H163L164 191ZM175 190V189H174ZM12 191V190H11ZM50 191V190H49ZM70 191V190H69ZM92 191V190H91ZM104 191V190H103ZM181 187L178 188V193ZM22 192V190H21ZM77 192V191H75ZM87 192H90L87 191ZM101 192V191H100ZM105 192V191H104ZM150 192V191H149ZM171 192V190H170ZM12 194V192H10ZM52 192L50 191V194ZM81 193V192H80ZM95 193V192H94ZM132 193V192H131ZM176 193V191H175ZM16 194V193H15ZM23 193L22 195H24ZM27 194V193H26ZM43 194V193H42ZM41 194V195H42ZM105 194V193H104ZM110 194V193H109ZM169 194V193H168ZM13 195V194H12ZM76 195V193H75ZM92 195V194H90ZM102 195V194H101ZM149 195V194H148ZM153 195L154 202L159 200V193ZM7 196V195H6ZM11 196V195H10ZM19 196V195H18ZM53 196V195H52ZM93 196V195H92ZM96 196V195H95ZM98 196V195H97ZM103 196V195H102ZM108 196V195H107ZM106 196V198H108ZM147 196V195H146ZM179 196V195H178ZM181 196V195H180ZM1 197V196H0ZM49 197H51L49 195ZM91 197V196H90ZM163 197V196H162ZM161 197V198H162ZM5 198V197H4ZM10 199V197H8ZM25 198V197H24ZM53 198V197H52ZM92 198V197H91ZM98 198V197H97ZM105 198V197H100ZM178 198V197H177ZM45 199V198H44ZM42 199V200H44ZM51 199V198H50ZM50 199L48 201H50ZM58 199V198H56ZM144 199V198H143ZM150 198H147V201ZM59 200V199H58ZM78 200V199H77ZM112 201V199H110ZM8 201V199H7ZM15 201V200H14ZM104 201V200H103ZM3 202V201H2ZM100 202V201H99ZM161 202V201H159ZM158 202V203H159ZM8 202L4 203L6 205ZM57 203V201L55 202ZM66 203V202H65ZM102 203V202H101ZM99 203V204H101ZM146 202L145 204H147ZM157 203V204H158ZM103 204V203H102ZM108 204V203H106ZM105 204V205H106ZM114 204V203H113ZM152 204V203H151ZM155 204V203H154ZM152 204V205H154ZM14 205V204H13ZM44 205V204H43ZM74 205V204H72ZM81 205V204H79ZM104 205V206H105ZM160 205V204H159ZM41 206V205H40ZM102 206V205H100ZM148 206V205H147ZM158 206V205H157ZM171 206V205H170ZM6 207V206H5ZM3 207V209H5ZM44 207V206H43ZM57 207V206H56ZM62 207V206H61ZM72 207V206H71ZM76 207V206H75ZM89 207V206H88ZM96 207V205H95ZM103 207V206H102ZM117 207V206H116ZM150 207V206H149ZM54 208V207H53ZM73 208V207H72ZM86 208V207H85ZM101 208V207H100ZM111 208V207H110ZM153 208V207H152ZM151 208V209H152ZM1 209V207H0ZM13 209V207H12ZM78 209V208H77ZM87 209V208H86ZM107 209V208H106ZM119 209V208H118ZM160 209V208H158ZM224 209L230 211L235 217L237 223L230 225H222L217 218V211ZM49 210V209H48ZM66 210V209H65ZM80 210V209H78ZM95 210V209H94ZM124 210V208H123ZM144 210V209H143ZM146 210V209H145ZM154 210V209H152ZM162 210V208H161ZM170 210V209H169ZM61 211V210H60ZM76 211V210H75ZM83 211V210H80ZM86 211V210H85ZM91 211V210H90ZM103 211V209H102ZM107 211V210H106ZM105 211V212H106ZM156 211V210H155ZM154 211V212H155ZM10 212V211H9ZM34 212V211H33ZM53 213L55 211H52ZM50 212V213H52ZM63 212V211H62ZM88 212V211H87ZM162 212V211H161ZM164 211L161 214H165ZM80 213V212H79ZM82 213V212H81ZM86 213V212H85ZM136 213V212H135ZM31 214V213H30ZM67 214V213H66ZM88 214V213H87ZM104 214V213H103ZM102 214V215H103ZM110 214V213H109ZM124 214V213H123ZM160 214V215H161ZM84 215V214H83ZM86 215V214H85ZM84 215V216H85ZM151 215V214H150ZM62 216V215H61ZM87 216V215H86ZM123 216V215H122ZM120 217V216H119ZM160 217V216H159ZM47 218V217H46ZM45 218V219H46ZM84 218V217H82ZM99 218V217H98ZM145 218V217H144ZM61 219V218H58ZM63 219V217H62ZM77 222L79 217H76ZM93 219V218H92ZM111 219V218H109ZM121 219V217H120ZM154 219V218H153ZM95 220V219H94ZM112 220V219H111ZM118 220V219H117ZM4 220H2L3 222ZM54 221V220H53ZM56 221H58L56 219ZM86 221V220H84ZM100 221H103L100 220ZM148 221V220H147ZM5 222V221H4ZM3 222V224H4ZM46 222V221H45ZM55 222V221H54ZM87 222V221H86ZM93 222V221H92ZM83 223V221H82ZM91 223V221H89ZM95 222H93L94 224ZM102 223V222H101ZM122 223V222H121ZM120 223V224H121ZM1 224V223H0ZM6 224V223H5ZM88 224V223H85ZM96 224V223H95ZM113 224V223H112ZM124 224V223H123ZM58 225V224H56ZM163 225V226H162ZM172 227V231H168V226ZM4 226V225H3ZM79 226V225H78ZM104 226V225H103ZM115 226V225H114ZM86 227V225H85ZM84 229L87 230V227ZM105 227V226H104ZM110 227V226H109ZM116 227V226H115ZM127 227V226H126ZM152 228V226H150ZM163 227V228H162ZM92 228V227H91ZM121 228V227H120ZM125 228V227H124ZM130 229V228H129ZM8 230V229H7ZM80 230V229H79ZM83 230V228H82ZM118 230V229H117ZM116 230V231H117ZM124 230V229H123ZM5 231V230H4ZM88 231V230H87ZM91 231V230H90ZM111 231V230H110ZM148 231V229H147ZM8 232V231H6ZM84 233V230L82 231ZM81 232V233H82ZM86 232V231H85ZM95 232V231H94ZM93 232V233H94ZM112 232V231H111ZM5 233V232H4ZM16 233V232H15ZM92 233V232H89ZM88 233V234H89ZM107 233V232H106ZM114 233V232H113ZM112 233V234H113ZM121 233V232H120ZM3 234V233H2ZM87 234V235H88ZM110 235V233H107ZM144 235V234H143ZM2 236V235H1ZM91 236V235H90ZM93 236V235H92ZM115 236V235H112ZM80 244L86 241V235H79ZM89 237V235H88ZM96 237V236H95ZM151 237V238H150ZM17 238V237H16ZM124 238V237H123ZM90 239V238H89ZM88 239V240H89ZM92 239V238H91ZM91 239L89 241H91ZM120 239V238H119ZM126 239V238H125ZM144 239V238H142ZM141 239V240H142ZM100 240V239H99ZM109 240V239H108ZM133 240V239H132ZM145 240V239H144ZM143 240V241H144ZM102 241V239H101ZM110 241V240H109ZM125 241V240H124ZM17 242V241H15ZM23 242V241H21ZM20 242V243H21ZM96 242V241H95ZM103 242V241H102ZM105 242V241H104ZM127 242V241H126ZM129 242V241H128ZM108 243V242H107ZM114 243V242H113ZM135 243V242H134ZM147 243V244H148ZM23 244V243H22ZM106 244V243H105ZM110 244V243H109ZM123 244V243H120ZM145 244V243H144ZM133 245V243H132ZM154 245V244H153ZM81 246V245H80ZM99 246V245H98ZM123 246V245H122ZM141 246V245H140ZM146 246V245H145ZM1 247V246H0ZM1 248V250L5 249ZM18 247V246H17ZM96 247V246H95ZM108 247V246H107ZM133 247V246H132ZM137 247V246H136ZM147 247V246H146ZM149 247V246H148ZM97 247V250H99ZM105 248V247H101ZM134 248V247H133ZM139 248V247H138ZM83 253L86 255L89 264L104 263L99 256H95L92 248L81 246ZM95 249V248H94ZM102 249V250H103ZM141 249V248H140ZM107 250V248H106ZM105 250V252H106ZM121 250V249H120ZM139 250V249H138ZM137 250V251H138ZM99 251V252H100ZM112 251V250H111ZM110 251V252H111ZM114 251V250H113ZM122 251V250H121ZM105 252L103 253L105 255ZM120 252V251H119ZM124 252V251H123ZM22 253V252H20ZM20 253L18 255H20ZM107 253V252H106ZM113 253V252H112ZM110 253V255L112 254ZM98 254V252H97ZM96 254V255H97ZM146 254V253H145ZM113 255V254H112ZM115 255V252H114ZM111 256V257H114ZM117 254L115 255V257ZM108 257V256H107ZM122 257V256H121ZM120 257V258H121ZM124 257V255H123ZM134 257V256H133ZM145 257V256H144ZM106 258V257H105ZM132 258V257H131ZM24 259V258H23ZM100 259V260H99ZM124 259V258H123ZM117 260V259H116ZM142 260V259H141ZM16 261V260H15ZM109 261V260H108ZM107 261V262H108ZM7 262V261H6ZM120 262V261H119ZM123 262V261H122ZM143 262V260H142ZM112 263V262H111ZM118 263V262H117ZM126 263V262H125ZM106 264V263H105Z\"/></svg>", "mask_w": 264, "mask_h": 264}, {"label": "clouds", "instance_id": "clouds-1", "mask_svg": "<svg viewBox=\"0 0 264 264\" xmlns=\"http://www.w3.org/2000/svg\"><path fill=\"white\" fill-rule=\"evenodd\" d=\"M42 146V138L37 137L25 149V153L35 157ZM30 217L34 219V223H28L25 219L21 222V237L24 238L21 256L24 259L23 261L19 259L17 264H89L80 246L79 228L75 216L68 213L63 221L55 226L42 218ZM217 218L222 225L237 223L231 212L224 209L217 211ZM103 223L106 228H110L105 216ZM185 253L182 264H202L195 245L185 249ZM164 264H178V262L175 258L168 257Z\"/></svg>", "mask_w": 264, "mask_h": 264}]
</instances>
